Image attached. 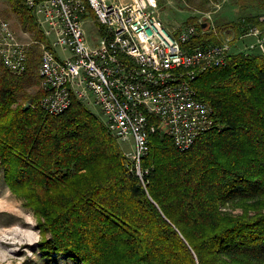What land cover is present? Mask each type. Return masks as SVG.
Returning a JSON list of instances; mask_svg holds the SVG:
<instances>
[{"label": "trees", "instance_id": "1", "mask_svg": "<svg viewBox=\"0 0 264 264\" xmlns=\"http://www.w3.org/2000/svg\"><path fill=\"white\" fill-rule=\"evenodd\" d=\"M7 1L44 41L24 2ZM185 1L204 10L216 0ZM236 1L261 6L234 21L236 36L263 30L264 0ZM188 23L199 34L186 47L220 42V29ZM39 56L31 46L21 74L0 61V168L38 218L42 251L82 264H264V53L233 50L198 74L196 97L217 124L184 151L151 133L145 183L99 114L75 98L59 114L40 105Z\"/></svg>", "mask_w": 264, "mask_h": 264}, {"label": "built area", "instance_id": "2", "mask_svg": "<svg viewBox=\"0 0 264 264\" xmlns=\"http://www.w3.org/2000/svg\"><path fill=\"white\" fill-rule=\"evenodd\" d=\"M22 1L44 41L22 39L0 11V61L21 74L31 46L37 45L39 87L44 91L40 105L59 114L75 98L88 108H99L108 130L130 146L124 151L142 183L151 133L172 136L184 151L217 124L211 106L196 97L192 83L202 71L227 62L233 51L229 38L186 47L199 34L198 27L170 29L160 17L158 0ZM88 23L96 27L92 44ZM244 37L253 41L237 50L264 53L263 30L248 27L238 39Z\"/></svg>", "mask_w": 264, "mask_h": 264}, {"label": "rangeland", "instance_id": "3", "mask_svg": "<svg viewBox=\"0 0 264 264\" xmlns=\"http://www.w3.org/2000/svg\"><path fill=\"white\" fill-rule=\"evenodd\" d=\"M260 7L255 2L250 6H244L236 0H216L209 3L206 9L198 10L193 5L187 4L185 0H158L160 17L170 29L176 30L186 25L189 18L196 17L197 22L205 23L208 29L215 27V32L216 29H220L218 35L227 37L225 39L229 38L233 50L242 49L251 43L253 38L238 39L232 24L234 21L241 20L248 13L260 10ZM0 11L7 17L22 39H30L31 34L21 27L18 17L10 9L7 0H0ZM260 15L264 16V9L260 11ZM95 28V25L91 23L86 25V32L91 39L89 40L91 44L93 43L92 39L95 38ZM90 109L99 114V108L91 106ZM119 143L125 150L130 147L127 144ZM40 239L38 218L34 211L24 204V200L8 188L4 180L3 169L0 168V264H82L62 253L50 252L46 254L39 247Z\"/></svg>", "mask_w": 264, "mask_h": 264}, {"label": "water", "instance_id": "4", "mask_svg": "<svg viewBox=\"0 0 264 264\" xmlns=\"http://www.w3.org/2000/svg\"><path fill=\"white\" fill-rule=\"evenodd\" d=\"M203 27H205V23H203ZM27 106H28V104H27Z\"/></svg>", "mask_w": 264, "mask_h": 264}]
</instances>
